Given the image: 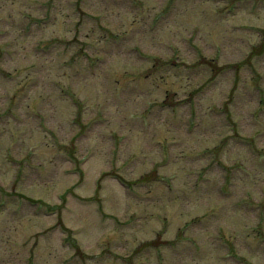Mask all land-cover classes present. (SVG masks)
Returning a JSON list of instances; mask_svg holds the SVG:
<instances>
[{"label":"rangeland","instance_id":"374dc122","mask_svg":"<svg viewBox=\"0 0 264 264\" xmlns=\"http://www.w3.org/2000/svg\"><path fill=\"white\" fill-rule=\"evenodd\" d=\"M0 264H264V0H0Z\"/></svg>","mask_w":264,"mask_h":264}]
</instances>
